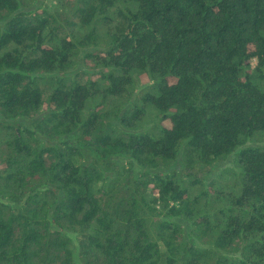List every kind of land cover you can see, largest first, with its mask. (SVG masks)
<instances>
[{
    "label": "trees",
    "instance_id": "16d2710c",
    "mask_svg": "<svg viewBox=\"0 0 264 264\" xmlns=\"http://www.w3.org/2000/svg\"><path fill=\"white\" fill-rule=\"evenodd\" d=\"M0 264H264V0H0Z\"/></svg>",
    "mask_w": 264,
    "mask_h": 264
},
{
    "label": "rangeland",
    "instance_id": "374dc122",
    "mask_svg": "<svg viewBox=\"0 0 264 264\" xmlns=\"http://www.w3.org/2000/svg\"><path fill=\"white\" fill-rule=\"evenodd\" d=\"M49 1V0H48ZM54 1V0H52ZM56 1V0H55ZM146 80V77L142 74L141 75V81L144 82ZM142 86L141 83L139 82L138 83V87ZM24 123L26 125H29V121L25 120ZM233 166V155H230L225 161L221 162L220 164H218L217 168L218 169H223V168H227V167H231ZM69 236L75 240L76 238V235L72 232H68Z\"/></svg>",
    "mask_w": 264,
    "mask_h": 264
}]
</instances>
